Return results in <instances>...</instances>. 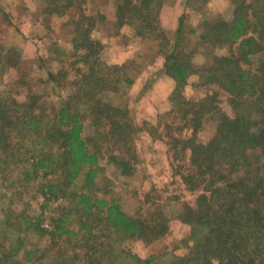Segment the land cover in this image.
I'll return each mask as SVG.
<instances>
[{"label":"trees","instance_id":"16d2710c","mask_svg":"<svg viewBox=\"0 0 264 264\" xmlns=\"http://www.w3.org/2000/svg\"><path fill=\"white\" fill-rule=\"evenodd\" d=\"M44 1L45 15H64L74 5L80 11L71 38L76 72L69 95L58 105H46L41 94L30 91L17 98L0 90V216L5 224L0 264H264V0H229V17L212 15L199 22L198 45L205 47L199 62L196 49L179 55L177 43L170 50L164 43L161 47L167 51L161 71L174 81L172 106L158 124L145 123L144 130L165 142L175 159L187 151L180 178L196 196L178 214L190 226L187 252L147 258L134 254L126 242H156L168 232L167 217L159 206L127 213L111 194L114 184L104 176L98 179L102 161L113 164L120 176L133 175L138 164L136 135L142 129L125 107L103 96L118 92L126 64L101 60L103 46L91 33L105 20L103 13L86 14L85 0ZM192 3L187 0L188 7ZM161 4L117 0L114 25L129 26L139 39L157 38ZM184 18H178L177 34ZM225 46L227 54L213 52ZM0 53V65L11 58L3 61L8 54ZM65 70L48 71V78H64ZM192 77L199 81L195 86L216 89L185 97ZM219 91L227 95L231 114L218 104ZM206 116L217 125L200 141L197 132ZM89 124L93 133L85 135ZM183 129L189 135L182 137ZM29 189L35 190L31 199L38 211L13 208Z\"/></svg>","mask_w":264,"mask_h":264},{"label":"rangeland","instance_id":"374dc122","mask_svg":"<svg viewBox=\"0 0 264 264\" xmlns=\"http://www.w3.org/2000/svg\"><path fill=\"white\" fill-rule=\"evenodd\" d=\"M116 2L117 0H85L82 8L86 14L97 15L101 12L105 17L91 33L103 46L101 60L106 64H126L123 68L126 80L120 82L118 92L109 91L103 96L112 104L125 107L132 121L142 130L136 135L139 153L136 172L120 176L113 164L102 161L103 172L98 179L102 180L104 176L114 184L111 194L120 198L127 213H145L150 208L159 206L167 217L168 232L156 242L146 244L138 239L126 242V246L134 254L142 258L159 256L164 252L182 255L187 252L184 241L187 240L190 226L182 223L178 214L184 204L193 205L196 196V193L186 189L180 178V172L184 171L182 167H187L189 155L186 151L178 154L175 159V155L173 157L168 153L165 142L153 140L144 129L149 127L146 124H158L157 118L166 114L172 106L170 96L174 81L161 71L167 52L161 51L163 43L167 50L177 43L179 55L196 49L198 54L194 59L199 62L202 58L200 53L205 49L198 45L199 22L212 15L229 17L230 1L194 0V4L188 7L187 0H162L158 11L161 35L146 39L134 37L127 25H114ZM45 5L44 0H0V52L8 54L6 58H2L3 61L11 57L0 65V90L17 98H23L22 95L30 91L41 94L46 105H58L69 95L71 78L76 72L72 61L77 60L78 56L73 54L71 38L74 33L73 20L79 17L80 11L74 5L64 15H45L42 13ZM180 15L185 18L181 32L177 34ZM1 45L4 51L1 50ZM213 52L227 54L228 47L214 48ZM251 59L254 64L257 63L256 57ZM77 64L80 66L81 63L77 62L75 67ZM61 67L66 68V77L48 78V71L56 72ZM21 81L26 84H19ZM197 81L194 77L189 79V84L183 89L185 97L197 98L212 88L216 89L195 86ZM218 101L224 112L232 113L225 93L219 91ZM86 120L89 121L88 118ZM216 125L215 118L206 116L202 129L197 132V139L207 140ZM91 133V125H86L84 134ZM189 133L190 130L183 129L182 137ZM103 183L105 186V182L100 185ZM34 193V189H29L27 193H23L22 201H15L12 207L18 211L25 208L26 211L37 212V201L31 199ZM27 201L30 203L28 206L25 204ZM2 204L0 200V207ZM56 204L57 202L52 206ZM49 214L48 209L46 216ZM3 217L0 216V233L5 230ZM32 241L36 243L39 240L34 236ZM43 243L41 241L39 247H43Z\"/></svg>","mask_w":264,"mask_h":264}]
</instances>
